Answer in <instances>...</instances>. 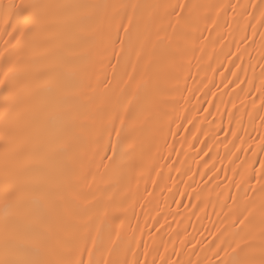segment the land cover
<instances>
[{
	"label": "snow or ice",
	"instance_id": "obj_1",
	"mask_svg": "<svg viewBox=\"0 0 264 264\" xmlns=\"http://www.w3.org/2000/svg\"><path fill=\"white\" fill-rule=\"evenodd\" d=\"M0 42V264H264V229L254 240L248 208H240L231 194L244 185L245 197L264 192V159H255L257 150L264 152V0H0ZM77 48L84 51L73 54ZM221 54L235 56L230 62L237 69L229 84L238 91L219 97L229 124L235 119L243 127L247 116L256 133L243 127L247 139L239 129L226 134L227 155H234L231 149L252 153L230 169L231 178L228 170L216 168L212 148L199 140L204 132L198 117L187 107L201 92L219 114V106L207 99L216 98L207 72ZM190 79H199V86L189 87ZM224 95L240 100L239 117L228 112V104L236 112L240 108ZM201 110L206 111L195 108ZM183 122L195 130L185 129L192 139L208 148L196 149L192 157L196 163L202 152L209 156L211 167L204 160V172H193L187 154L181 168L175 161L161 163L176 151L169 137L175 140ZM182 140L188 143L187 136ZM254 163L259 173L250 175ZM165 167L176 192L164 181ZM222 170L228 184L215 183L212 191H220L213 212L218 205L219 223L226 226L217 230L213 224L214 235L204 228L213 238L196 240L185 251L192 240L187 226L179 228L183 219H175L181 215L175 195L186 194L178 184L185 176L195 184L197 175L203 180L209 172V183L219 181ZM197 188L196 198L208 191L207 184ZM225 188L228 196L221 201ZM166 193H172L177 211ZM137 207L155 215L144 213L142 225ZM165 226L178 244L153 235Z\"/></svg>",
	"mask_w": 264,
	"mask_h": 264
},
{
	"label": "bare ground",
	"instance_id": "obj_2",
	"mask_svg": "<svg viewBox=\"0 0 264 264\" xmlns=\"http://www.w3.org/2000/svg\"><path fill=\"white\" fill-rule=\"evenodd\" d=\"M171 2H175V0H171ZM183 2V0H182ZM189 2L192 3H198V2H207V0H189ZM227 2V0H225ZM235 2V0H233ZM242 2H248V0H242ZM243 47V45H242ZM3 49V44L0 42V51ZM84 51V49H74L73 54H79L80 52ZM209 51H211L209 49ZM228 49H224V53L226 54ZM232 51L235 53L236 49L233 45ZM253 56H257V53L253 52ZM231 60H235V56L229 57L228 59L225 58L224 54H221L218 56L217 59L212 60V68L214 71H208L207 76L210 80V83L208 84V87L211 88L213 92L216 93V98L209 95L207 97L208 100L213 101L214 105L219 106V114L216 111V107L213 105H209L207 103H204V97L201 92H196L194 96L190 97V102L187 105L191 109V113L189 115H194L198 117L197 127L202 128L204 135L199 136L200 141H207V144L209 147L212 148V152L209 154L213 159L216 161V168L217 169H224L228 170L227 175L229 178L232 176V171L230 169L234 168L236 165H239L241 161L246 159V155L248 158H252L251 152L241 151L237 152L236 149H231V152L234 155H227L228 149L231 148V145L229 144L227 147H225V144L227 141L225 140V136L227 133H229V130L231 128V131H238V135L243 137L244 139H247V135L243 131V127H247L248 133H250L253 137L256 136V133L252 131V125L248 121V117L244 116L243 119V127L238 125L233 119L232 124H229V116L227 112L225 111L224 104L220 103L219 97L223 93H231L233 90L238 91V89L235 88V85L229 84L230 80H233L234 77L231 75L232 72H236L237 69L233 67ZM245 60V66L247 65V56L244 57ZM113 63L115 61L113 60ZM236 63H240V61H236ZM79 65L77 68L79 69ZM259 71V69H257ZM193 72H195V69H193ZM205 73L201 72V76H204ZM251 75V73H249ZM109 77H111V70H109ZM241 78H243V74L241 73ZM95 81H93V85L95 87ZM227 85V87H226ZM188 86L195 89L197 86H199V79H197L195 82H193L191 79L188 81ZM202 87V86H201ZM241 87H244L241 85ZM86 91H89L88 89H85ZM207 88H204L203 91H207ZM185 95H189L186 93ZM197 97L200 98L199 102L197 100ZM167 98V97H165ZM241 98H243V93H241ZM229 99H232L235 101V104L238 108H240V112H236V109L232 107V104H228L227 110L228 112L236 113V116L239 117V115L244 111L243 107L240 104V100L237 99L235 96H229L224 95L223 100L227 102ZM202 107L200 112H196L195 108ZM211 112V115L208 113ZM207 117V120H204V118ZM215 118V123H212L213 119ZM199 121H203V123H200ZM259 123V122H257ZM185 129H188L195 133V130L192 129V125L188 124L187 122H183V127L179 130V134L175 137V140H173L172 137H169V143L175 144L176 151L172 153L171 160L167 161H161L162 164H167L169 166L172 165V163L175 161L177 162L175 164L176 168H181V164L179 161H184L187 154V163L192 166L193 172L199 171L204 172L206 171V168L203 167V161L209 160L208 167H211L212 160L209 159V156H205L202 152L199 157L196 158L197 162L193 163L192 157L195 155V150L204 148V152L208 151V148L205 147L203 144L197 142L196 140L192 139V135H189L188 132L185 131ZM187 136L188 137V143H184L182 138ZM233 137L231 134L227 135V140H232ZM108 138L105 137V143H107ZM113 143L115 142V134H113L112 137ZM223 141L224 143H221ZM181 144H183V148L181 147ZM195 145V149L191 147V145ZM240 146V141L237 140V147ZM245 150L247 149V145L244 146ZM95 150V146H93V151ZM2 153H3V147L0 145V169L3 167V159H2ZM180 153V155H178ZM111 155V152L108 153ZM103 155V153H101ZM236 157H239V159H236ZM256 160L264 159V152H260L257 150V154L255 157ZM231 160H235V165H232L230 163ZM97 163H99V159L97 158ZM107 163V161H105ZM198 165H200L198 167ZM187 167V165H185ZM246 167H248L246 165ZM252 168L256 170L255 173L252 172ZM260 164L254 163L251 168H249V174L255 175L259 173ZM164 181L169 184V186L172 188V192H176L177 186L173 185L171 181L167 179L169 169L167 167L164 168ZM173 177H176V172L173 171L171 173ZM212 173L209 172L208 176H211ZM208 176H205L203 180H201L200 176L197 175L195 177L196 183L193 184L192 180L189 179L188 176L183 177L184 183H179L178 187L180 192H186L184 196H181L179 193L175 195V200L181 202L179 207V212L181 213L180 216H177L175 219L177 221L183 219V224L179 225V228L181 232H183V229L185 226H187V239L192 240V244H188L187 248L184 249L187 251L188 249L192 248V245L196 243V240L203 239L204 237H207V240H211L213 238L212 235H209V231H213L212 226L213 224L216 225V229H222L226 225L223 223H219L220 220H223V216L218 215L221 211L220 207L217 205L215 208V214L213 212V205L216 204V195L220 191V189H215V191H212V189L215 186V183L222 182V185H227L228 180L225 179V173L222 170L219 174V181H212L208 182ZM187 184H192V187H186ZM207 184L208 191H205L200 198H196L194 196V192L198 191L197 185L200 187H204V185ZM251 185L253 188L258 187L255 180L251 181ZM245 189L239 190L235 187L231 189V194L233 197H237V205L240 208L247 207L249 211V233L253 237L254 240H258V233L264 229V192H258L256 196H252V193L249 192L248 196L245 197V190L248 185H244ZM228 189H224V196L221 197V201L226 199L228 196ZM167 196H169L168 204L171 205V209L173 212L177 211V204L172 202L171 195L172 193H166ZM211 196V204L207 203V198ZM204 201L201 203V201ZM198 203H201V207L198 209L196 208V205ZM229 205L232 204V201H228ZM162 207L164 208V211L167 212V206L162 204ZM205 210L207 212V215H205ZM227 211V209H225ZM136 212L138 215H140V222L143 225V222L148 219V215H155V212H151L150 209H140L137 207ZM196 213V215H193V213ZM144 213H147L148 215H145ZM199 218V219H198ZM169 221H172V217H168ZM161 222H163V218L160 217ZM203 225V227H201ZM149 227H151V222H149ZM156 227H159V224L156 225ZM173 228L177 227V224L173 223ZM204 228L209 229V231H204ZM147 231V229L145 230ZM203 233V235H198V233ZM215 232L213 231V235ZM153 235L156 236H163L164 241H176L175 235H172L170 230L167 226L162 228L159 233H156L153 231ZM195 237L196 239H193ZM139 238V237H138ZM144 240H148V236L145 235ZM178 244V241H176ZM207 243V241H205ZM169 249L172 248V243L168 244ZM163 250V249H162ZM143 257H141L142 259ZM185 260L188 259L187 256L183 257ZM173 259H176V257H173ZM196 257H193V260H195ZM85 260H87V255L85 254Z\"/></svg>",
	"mask_w": 264,
	"mask_h": 264
}]
</instances>
